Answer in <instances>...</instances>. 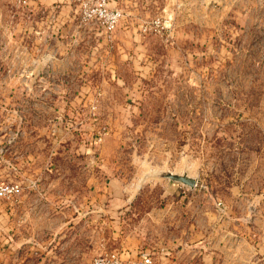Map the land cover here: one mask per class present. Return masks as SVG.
I'll list each match as a JSON object with an SVG mask.
<instances>
[{
	"label": "rangeland",
	"instance_id": "1",
	"mask_svg": "<svg viewBox=\"0 0 264 264\" xmlns=\"http://www.w3.org/2000/svg\"><path fill=\"white\" fill-rule=\"evenodd\" d=\"M99 2L0 0V147L20 139L32 156L26 177L43 183L39 199L60 215L54 230L40 220L33 232L14 211L6 226L0 217V264H93L122 254L133 234L146 249V209L156 199L264 195L244 180L264 170V155L245 151L264 146V0H193L191 18L181 0L174 25L159 15L162 3L146 18V0H108L121 13L111 33ZM2 152L0 184L22 187ZM169 172L195 187L160 177ZM14 197L0 207L14 209ZM111 199L120 200L117 218L86 217ZM45 205L40 211L52 209ZM247 239L248 262L264 264V236Z\"/></svg>",
	"mask_w": 264,
	"mask_h": 264
},
{
	"label": "crops",
	"instance_id": "2",
	"mask_svg": "<svg viewBox=\"0 0 264 264\" xmlns=\"http://www.w3.org/2000/svg\"><path fill=\"white\" fill-rule=\"evenodd\" d=\"M158 2L163 4L158 13L163 14L165 23L176 24L180 16L178 14L181 11L179 9L181 0H146V18L149 14L156 12V10H150L148 6ZM174 2L176 6H171ZM191 3L193 0H188L186 7L183 8L185 12H189L190 18L195 12L197 14V10L192 9ZM19 140L14 139L10 142L5 139L0 147V151H3L2 158H5H3L4 166H12L13 169L20 170L18 174L24 182L22 190L14 197L16 199H13L14 209L10 207V203L5 202L4 207H0V217L5 218L6 226L7 219L12 221L11 216L14 211L15 223L20 228H28L33 232L38 229V222L44 220L47 229L54 230L56 219H60L59 212H56V205L50 199H39L37 190L43 183L36 177L33 178L32 174V178L26 177L29 168L32 167V161H30L32 156L21 150ZM263 147L259 150L245 151L248 155L263 157ZM10 153L15 156L12 162L6 159ZM243 178L244 175L240 177L239 182ZM252 179H255L254 185L264 190V170L257 167L253 175L245 177V184ZM243 186L246 185H239L240 192ZM135 200L128 199V203L133 204ZM119 202V199H111L106 203L104 210L99 208L100 212L90 211L86 217L96 220H103L104 216L117 218L121 211L115 209V205ZM44 203L47 208L50 206L52 209L46 212L40 211V205ZM8 209H11V212ZM64 211L65 209L60 211L61 217L64 216ZM9 213L10 216H8ZM63 221H66L65 217ZM103 232L101 225L94 228L95 238L97 239L98 236V241L101 243L105 238ZM249 232L255 236H264V195L262 193L259 195L255 193L253 198L242 197L241 199H156L146 209V249L139 247L142 237L133 234V242L128 241L130 239L128 236L120 245L119 251L122 252L124 260L136 261L142 257H148L152 264H258L248 262L245 254L247 249L250 250L249 244H252L247 239ZM114 234L120 237L119 234ZM96 245L95 240L94 246Z\"/></svg>",
	"mask_w": 264,
	"mask_h": 264
},
{
	"label": "built area",
	"instance_id": "3",
	"mask_svg": "<svg viewBox=\"0 0 264 264\" xmlns=\"http://www.w3.org/2000/svg\"><path fill=\"white\" fill-rule=\"evenodd\" d=\"M99 3H101V5H99V8L96 9L95 12H98V15L104 18L105 29L108 33H111L117 27V24L121 18V13L117 9L108 11V0H100ZM153 25L156 28L164 26L163 22L160 20L154 21ZM21 189L22 187L18 183L0 184V199L12 198L17 195ZM93 264H152V261L148 257H142V259H138L136 261L124 260L120 252H108L96 257L93 260Z\"/></svg>",
	"mask_w": 264,
	"mask_h": 264
},
{
	"label": "water",
	"instance_id": "4",
	"mask_svg": "<svg viewBox=\"0 0 264 264\" xmlns=\"http://www.w3.org/2000/svg\"><path fill=\"white\" fill-rule=\"evenodd\" d=\"M161 178L168 179L172 182L180 183L184 186H187L189 188H194L196 185V179L193 177H190L188 174H174V173H165L160 175Z\"/></svg>",
	"mask_w": 264,
	"mask_h": 264
}]
</instances>
